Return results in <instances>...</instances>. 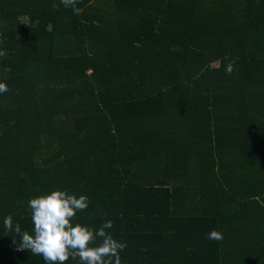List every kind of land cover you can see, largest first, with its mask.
Masks as SVG:
<instances>
[{
  "label": "trees",
  "instance_id": "obj_1",
  "mask_svg": "<svg viewBox=\"0 0 264 264\" xmlns=\"http://www.w3.org/2000/svg\"><path fill=\"white\" fill-rule=\"evenodd\" d=\"M52 3L0 0V264L57 189L121 264H264V0Z\"/></svg>",
  "mask_w": 264,
  "mask_h": 264
},
{
  "label": "clouds",
  "instance_id": "obj_2",
  "mask_svg": "<svg viewBox=\"0 0 264 264\" xmlns=\"http://www.w3.org/2000/svg\"><path fill=\"white\" fill-rule=\"evenodd\" d=\"M81 0H53V9L59 11L63 6L71 9L73 15L83 11L77 5ZM226 74L233 71L232 62L226 66ZM10 89L6 82H0V95ZM89 205V197L69 193L65 190H52L47 194L30 197L27 206L30 209L34 235L21 231L19 223L13 225L12 215L4 218L7 231H15L20 235L21 242L17 251L29 250L33 255L41 256L45 264H64L69 258L79 264H121L120 252L126 247V242L115 240L108 229L113 227L110 219H105L99 228L75 223L76 214L84 212ZM210 241H220L223 234L213 229L205 236ZM100 241L97 243V241Z\"/></svg>",
  "mask_w": 264,
  "mask_h": 264
}]
</instances>
